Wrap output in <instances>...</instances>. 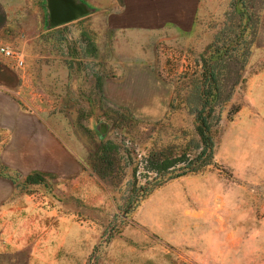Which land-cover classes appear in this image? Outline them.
Wrapping results in <instances>:
<instances>
[{
	"label": "rangeland",
	"instance_id": "374dc122",
	"mask_svg": "<svg viewBox=\"0 0 264 264\" xmlns=\"http://www.w3.org/2000/svg\"><path fill=\"white\" fill-rule=\"evenodd\" d=\"M253 3L248 24L230 0L193 33L113 36L93 8L49 28L41 0H0V47L23 60L0 54L19 75L13 96L80 165L6 197L0 264H264V0ZM203 67L216 79L212 163L128 205L155 184L149 151L193 136ZM104 142L114 164L101 176Z\"/></svg>",
	"mask_w": 264,
	"mask_h": 264
},
{
	"label": "crops",
	"instance_id": "0c3cea01",
	"mask_svg": "<svg viewBox=\"0 0 264 264\" xmlns=\"http://www.w3.org/2000/svg\"><path fill=\"white\" fill-rule=\"evenodd\" d=\"M230 0H91L105 16L106 31L113 33H182L198 31L203 17ZM19 75L0 64V133L5 146L0 164L20 179L34 172L48 180L66 181L78 175L80 165L46 126L44 118L22 108L13 95ZM16 188L0 176V206Z\"/></svg>",
	"mask_w": 264,
	"mask_h": 264
},
{
	"label": "trees",
	"instance_id": "16d2710c",
	"mask_svg": "<svg viewBox=\"0 0 264 264\" xmlns=\"http://www.w3.org/2000/svg\"><path fill=\"white\" fill-rule=\"evenodd\" d=\"M43 9L46 10L45 0H41ZM235 1L234 8L243 21L246 17L248 24L253 15L249 9L254 5L253 0H233ZM238 4L240 5L238 7ZM47 12V11H46ZM204 75L198 81V86L201 88L197 92L200 102L199 108L192 110L194 130L193 136L188 141L180 144H168L159 149L150 150L146 159L147 168L155 173L154 186L152 188L139 186L132 189L130 201L131 205L134 199L138 196L145 197L149 195L154 187H160L165 182L177 178L184 177L188 174H194L202 171L209 166L214 158V126L217 120L213 121L211 117L214 112V103L216 101L215 83L216 79L213 72H207L203 67ZM213 121V122H212ZM114 146L110 142L100 143L94 152L93 171L101 176H106L111 170L113 159L110 157ZM7 169L0 164V176L10 179L16 188L25 189L28 186L46 184L48 176L34 172L23 177L11 176L6 173Z\"/></svg>",
	"mask_w": 264,
	"mask_h": 264
},
{
	"label": "water",
	"instance_id": "95a60500",
	"mask_svg": "<svg viewBox=\"0 0 264 264\" xmlns=\"http://www.w3.org/2000/svg\"><path fill=\"white\" fill-rule=\"evenodd\" d=\"M45 6L49 28L69 24L92 12V8L80 0H45Z\"/></svg>",
	"mask_w": 264,
	"mask_h": 264
},
{
	"label": "built area",
	"instance_id": "2783aa9c",
	"mask_svg": "<svg viewBox=\"0 0 264 264\" xmlns=\"http://www.w3.org/2000/svg\"><path fill=\"white\" fill-rule=\"evenodd\" d=\"M0 54L5 58L15 59L17 67L21 68L23 66V60L21 59V57L15 55V53L10 51L8 48L0 47Z\"/></svg>",
	"mask_w": 264,
	"mask_h": 264
}]
</instances>
